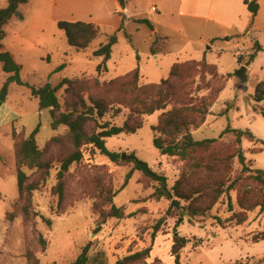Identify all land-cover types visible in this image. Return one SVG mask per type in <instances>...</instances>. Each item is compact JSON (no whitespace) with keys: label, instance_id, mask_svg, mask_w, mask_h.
I'll use <instances>...</instances> for the list:
<instances>
[{"label":"rangeland","instance_id":"rangeland-1","mask_svg":"<svg viewBox=\"0 0 264 264\" xmlns=\"http://www.w3.org/2000/svg\"><path fill=\"white\" fill-rule=\"evenodd\" d=\"M127 2L129 14L124 12L122 31L119 12L123 10L117 0H29L21 5L20 16L5 27L3 50L21 66V78L27 86L12 83L7 102L0 109V264H70L89 244L90 264H117L149 247L151 258L140 264H175L171 250L176 233L190 240L181 252V264H264V241L254 239L264 232V212L258 206L264 198L263 185L247 171L264 170V101H255L259 86L264 93V51L247 64L257 43L264 49V0L256 18L244 1L230 0L222 13L219 5L211 12L202 7L197 19L180 17L174 12L176 8H164L159 0ZM7 6L8 0H0V10ZM140 18L163 25L158 30L154 25L151 31L136 22ZM61 21L96 24L103 36L78 51L59 28ZM115 33L119 40L108 71L99 75L97 68L103 58L94 53ZM153 53L159 54V59ZM204 59L216 67L222 79H213L209 69H196V73L186 71L184 82L196 90L197 106L222 90L206 122L192 131L197 141L216 142L186 160L163 156L153 144V128L164 111L135 115L130 92L104 84L126 78L140 67V84L158 85L169 79L176 63ZM62 65L65 69L57 72ZM243 66L248 67L247 90L235 76ZM9 77L0 64V91ZM73 78L80 82L57 93L61 112L83 113L93 107V101L102 104L104 117L95 111L88 122V130L95 132L105 123L123 126L127 121L142 122L136 134L107 139V148L134 152L168 179L170 196L157 198L160 184L138 171H133L125 185L133 165L113 163L87 145L82 162L74 164L65 176V198L62 207L58 206L54 193L58 172L74 146L67 127L52 129L50 110H40L29 86L40 88L50 83L57 87L64 79ZM38 125L36 141L44 169L23 164L18 153L19 145ZM227 128L251 131L254 138L246 134L239 141L233 132L223 134ZM19 171L27 177L22 192ZM31 184L39 189L29 193ZM220 190L224 194L216 201ZM241 200L246 210L240 206ZM174 201L179 202L178 208L172 206ZM112 204L124 209L125 218L103 221ZM197 211L201 213L198 216ZM235 214L244 215L245 222L239 224ZM159 221H163L162 227L153 241V227Z\"/></svg>","mask_w":264,"mask_h":264},{"label":"trees","instance_id":"trees-1","mask_svg":"<svg viewBox=\"0 0 264 264\" xmlns=\"http://www.w3.org/2000/svg\"><path fill=\"white\" fill-rule=\"evenodd\" d=\"M122 10L127 8V0H117ZM29 0H8V6L6 9L0 10V64L4 73L9 74L10 77L3 85L0 91V109L6 104L7 98L10 92V85L15 83L19 86H27V84L21 78V66L13 58L12 54L3 50V41L6 37L5 27L16 17H19V9L21 5L28 4ZM244 4L247 6L249 13L253 18L259 13L260 5L258 0H245ZM122 17V26L119 31L124 29V13L119 12ZM136 22L142 25H146L151 31H154V24L148 19H136ZM59 28L64 31L67 41L70 46L77 49L78 51H84L98 38L103 36L101 28L93 23L86 22H59ZM117 33L108 37L106 44L102 45L95 53L94 56L103 58L102 64L97 68L99 75L104 74L108 71V62L112 58L113 48L118 43ZM263 47L257 43L254 52L250 55L247 62L248 65L252 64L258 54L263 52ZM157 55V53H153ZM241 63V59H238ZM195 68V69H194ZM65 69V65L60 66L57 72ZM196 69L204 70L209 69L213 79H222L214 65L209 64L205 59L203 61H192L190 63H176L171 72L169 79L163 80L160 84L141 85V68L137 67L135 71L126 78H117L111 80L104 85L107 87H116L122 90H128L132 95L131 108L135 115H153L157 112L164 111L159 123L154 130L153 144L155 148L163 156L177 157L182 160L188 159L193 152L200 149H205L211 144L216 142L215 139H207L203 141L195 140L192 131H196L206 122V118L211 114V109L218 100V94L222 92L219 90L215 96H212L208 101L201 102L199 106L195 101L196 90L192 89L189 84L185 83L186 71L196 73ZM172 80L177 81L176 84L172 83ZM80 79H64L57 87L48 83L40 88L30 87L32 96L39 100L40 110H50L51 115V126L54 131L60 127L65 126L69 129L70 138L74 146V152L70 154L61 163V169L58 172L59 183L54 189L55 195L58 197V206L61 208L65 198V176L69 173L71 167L74 164L82 162L84 158L83 148L87 145L93 146L100 153L110 159L113 163H128L133 165V170L128 173L125 181V185L132 178L133 171H138L143 174L146 178L153 182L159 183L160 188L157 189L155 196L157 198H163L170 196V192L167 190L168 179L157 173L153 168L145 161L141 160L134 152L118 153L112 152L107 148V139L120 136L122 134H136L143 127V123L139 122H126L123 126H111L110 123H105L100 128V132L89 131L88 122L92 120L93 113L96 111L98 117H104L106 110L100 103L93 104L87 112L77 113L75 111L69 113L61 112V105L57 97L58 91L64 86H68L72 89L74 85L78 84ZM97 84H100L97 82ZM193 85V83H191ZM176 88H179L180 92H176ZM175 89V90H174ZM255 101L263 102L264 93L260 90V86L257 89ZM176 104L171 110L168 107ZM40 125L33 131L28 139L24 140L19 145V157L23 164H26L30 168L44 169L46 165L42 162V152L40 151L36 136L39 133ZM226 132H233L237 135L240 141L246 134L254 138L251 131H239L231 130L227 128ZM240 160L244 163L245 159L243 154H240ZM49 170V166L47 168ZM252 178L263 185L264 191V170L252 171ZM27 177L25 173L19 171L18 173V186L22 192L25 189ZM234 184L231 185V188ZM28 192L32 193L39 189L38 185L31 184L28 186ZM224 194L223 190L218 191L216 201ZM114 196L110 198L112 201ZM240 206L243 210V201H240ZM261 207V211L264 212V198L263 201L258 205ZM229 208L232 210V204L229 203ZM25 216H29V211L24 208ZM201 213L197 211V216ZM109 218L124 219L125 213L123 208L117 207L112 204L111 209L103 214V221ZM233 218L237 219L239 224L245 222V216L241 214H235ZM222 222L221 219H218ZM163 221H159L153 227L152 240L155 241L157 234L160 232ZM99 232V229L97 230ZM257 243L264 241V232L259 233L255 236ZM190 240L186 237H178L175 235L174 243L172 246L171 254L175 259V264H181V252L187 247ZM90 244L83 248L82 253L77 259L70 264H90ZM152 247L146 248L143 251L136 252L129 255L117 262V264H140L147 262L151 258Z\"/></svg>","mask_w":264,"mask_h":264},{"label":"crops","instance_id":"crops-1","mask_svg":"<svg viewBox=\"0 0 264 264\" xmlns=\"http://www.w3.org/2000/svg\"><path fill=\"white\" fill-rule=\"evenodd\" d=\"M229 1L230 0H159L160 5L162 7L167 8L169 10L170 9L173 10V8H176V10H174V12H176L175 13L176 15H179L180 17L191 18V19H197V16L202 13L200 11V9L202 7L207 8L211 12L212 10H214L216 5H219V12L222 13L226 9ZM238 1L241 2V1H245V0H238ZM258 2L260 3L259 4L260 10H262L261 0H258ZM154 8L156 9V11H154ZM152 9L156 13L159 12L158 8H156V7H153ZM260 10H259V13H260ZM124 12H125V14H129L128 2H127V8L125 10H123V13ZM171 12H170V14H171ZM172 16H174V15H172ZM207 16L212 17L211 14H207ZM143 19H145V18H143ZM151 22L157 27V30L159 27H161L163 25V23L156 22L155 20L151 21ZM159 57H160L159 54H157L156 58L159 59Z\"/></svg>","mask_w":264,"mask_h":264},{"label":"water","instance_id":"water-1","mask_svg":"<svg viewBox=\"0 0 264 264\" xmlns=\"http://www.w3.org/2000/svg\"><path fill=\"white\" fill-rule=\"evenodd\" d=\"M235 76L240 80V83L243 87L244 90H247L246 83L248 82L249 75H248V67L243 66L239 70L236 71ZM172 206L178 208L179 207V202L174 201ZM184 219H180V222L183 221ZM176 236H180L178 233H176Z\"/></svg>","mask_w":264,"mask_h":264},{"label":"built area","instance_id":"built-area-1","mask_svg":"<svg viewBox=\"0 0 264 264\" xmlns=\"http://www.w3.org/2000/svg\"><path fill=\"white\" fill-rule=\"evenodd\" d=\"M154 11H156V9L154 8Z\"/></svg>","mask_w":264,"mask_h":264}]
</instances>
